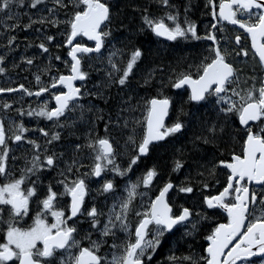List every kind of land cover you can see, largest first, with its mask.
Segmentation results:
<instances>
[{
    "label": "snow or ice",
    "instance_id": "6c2138e0",
    "mask_svg": "<svg viewBox=\"0 0 264 264\" xmlns=\"http://www.w3.org/2000/svg\"><path fill=\"white\" fill-rule=\"evenodd\" d=\"M154 2L165 11L160 16H153L149 14L147 7L143 8L140 17L143 27L138 28L139 32L147 28L154 36L168 41L192 39L211 42L208 48L210 55L205 56L198 64L189 65V69H195V78L192 71H181L168 78L172 89L180 90L187 86V101L182 103L194 106L210 104L216 114L213 122L202 121L207 134L195 137L193 152L201 150L197 142L218 147L217 140L231 126L233 117L238 120V131L243 133L239 151H231L230 159H219L207 170L208 176L212 178L216 176L218 168L222 167L226 171V183L218 194L203 196V204L208 209H221L226 214V222L217 223L204 237L207 241L204 254L177 257L173 253L168 260L170 264H264V76L260 78L258 86L256 77L253 76L249 78L252 80L251 86L238 90L239 75L228 61L231 53L227 49L221 50L220 40L216 35L217 25H222L225 21L238 26L250 38L251 48L264 71V0H219L218 5L215 0H206L205 7L210 8L211 21L206 26L204 36L197 34L196 23L189 20L188 5L184 8L182 24L179 12L168 10L176 7L170 0ZM52 3L57 6L55 9L46 8V0H0V26L5 33L19 29L21 14L13 9L22 7L36 10L35 14L38 16L34 20L32 15L23 13L28 17L23 29H29L34 24H50L53 27L66 25L64 44L70 46L67 53L71 57L70 74L52 77L50 84L40 86L35 93L23 84L18 89L0 88V93L20 90L28 96L40 97L42 93H48L52 89L54 107H49L48 101H44L38 109H30L26 113L22 109L17 111L21 116L51 121L53 127L63 128L66 124L74 127L75 121L67 120L66 114L79 111L80 119H84L85 109L80 103L82 96L104 98L101 91L82 92L74 81L83 82L88 77V73L82 70V59L92 53L101 54L107 38L112 35L109 25L113 22L114 13L112 5L102 0H52ZM42 5L53 16L52 19L39 15L44 10L40 7ZM69 6L71 14L66 12L65 20L55 18L56 11L68 9ZM134 10L141 9L136 7ZM219 31L223 32V27ZM77 37H86L88 41L94 42V47L75 42ZM234 39L239 46L241 36L236 35ZM15 40L16 36L8 35L7 46H11ZM45 40L52 42L54 37L47 35ZM37 47L43 53L49 51L44 42ZM119 53L120 50L116 49L108 54L110 71L106 72V87L115 84L121 89L129 88L131 77L135 75L134 69L143 55L139 47L134 48L127 60H121L118 64L115 58ZM241 54L247 56V50L240 48L236 55ZM55 59L60 60L61 57L57 55ZM22 60L28 65L33 64L32 58L22 57ZM4 61L5 56L0 55V64ZM47 70L45 67L41 71ZM154 71L150 70L145 76V85L152 82ZM4 72L5 68L0 66V73ZM35 80L38 85L41 84L39 74L35 75ZM57 85L62 88L57 89ZM171 105L172 98L158 90L156 96L143 100V104L138 102L135 108L123 109L135 111L139 108L142 112L141 118L132 121L133 125L142 126L141 138L137 141L136 128L133 127L125 142V148L131 145L133 152L127 167L117 163L118 153L112 138L109 135L99 136L93 129H89L85 134V143L74 145L75 152L71 162L65 161L64 168L57 172L61 177L55 181L60 186L59 191L54 190L52 182L44 186L41 176L43 169L57 168L58 160L63 156V153L58 155L55 151L49 154L48 148V145L61 139L60 133H49L42 127L36 129L45 138V145L42 147L36 140L26 139L24 134L29 129L22 122L9 121L6 130L0 120V225L3 226L0 228L3 232L0 264H151L153 254L162 246L166 234L171 235L184 228V234L190 235L189 224L192 231H195L198 221L193 220L192 209L180 205L176 212L169 199L170 190L174 188L179 193L192 194L195 186L190 181L176 186L168 179L158 188L154 197H148V192L152 190L154 180L159 175L153 166L137 176L135 181L126 180L121 194L117 195L115 177H126L133 166L138 165L141 157L150 153L154 142L165 141L166 138L181 133L186 123L180 119V115L190 116L193 121L200 119L196 113L185 112L181 105L178 110L180 115L168 124L166 117L170 115ZM3 107L8 109L10 105L5 103ZM87 111L91 112L92 107ZM62 117H65V123H61ZM96 119L103 117L98 116ZM111 123V118L105 122V133L109 132ZM128 124L125 119L123 126L127 128ZM232 139L236 140V136L233 135ZM9 140H26L31 146V159H26V166L20 169L19 176L8 166L11 151ZM83 149H88L90 153L92 163L88 166L77 158V154H82ZM182 166V161L175 160L172 171H179ZM85 167L87 170L82 172L81 169ZM108 173H112V178H108ZM198 175L204 176V173L200 172ZM32 177L36 179L33 180ZM92 178H97L95 188L90 186ZM216 183L219 184L220 181L217 180ZM200 184L203 189L209 187L207 180L200 181ZM251 185H258L259 189L252 188ZM141 187L143 191L140 190ZM93 192L104 195L106 201L111 197L112 203L98 206L92 196ZM65 197L68 198L66 203ZM88 197H91V201L86 199ZM137 197L140 198L139 202ZM145 197H148L147 200ZM89 202L91 206L85 207ZM196 216L202 220L208 219L200 212ZM83 223H87L89 227L81 228ZM118 233L122 234V239ZM94 234L96 239H93ZM109 239L112 240L110 245ZM106 245L110 251L101 254Z\"/></svg>",
    "mask_w": 264,
    "mask_h": 264
},
{
    "label": "flooded vegetation",
    "instance_id": "af4514ba",
    "mask_svg": "<svg viewBox=\"0 0 264 264\" xmlns=\"http://www.w3.org/2000/svg\"><path fill=\"white\" fill-rule=\"evenodd\" d=\"M195 1L198 4L197 9H195V10L189 9L187 15H188L189 20L195 22L197 26H198V23L195 20L196 18L199 19L201 23H203V26H200L203 28V31L199 35L204 36L206 34V26L209 25V23L211 21V16L209 14L210 8L205 7L206 0H195ZM215 2L218 5L219 0H215ZM170 3L175 5L176 7L174 9H168V10L174 11V12L178 11L179 12V20L183 24L184 8H185V6L183 5V0H170ZM144 4L145 5L141 7V11L143 8H145V7L148 8V6L151 5L152 9H150V11H148L150 15L160 16L165 11V9L161 5L155 3L154 0H145ZM152 4H154V5H152ZM153 10H154V12H153ZM217 11H218V7H217ZM140 13H142V12H140ZM140 17L138 18V21L141 20ZM221 27H223V32L219 31V29ZM144 32H147L149 34V37L151 38V40L149 42H150L152 48L155 49L156 51L158 50V46L156 45V42L172 43V46L174 47L175 41H168V40H163L161 38H158V37L154 36L151 33V31L147 28L144 29ZM216 35H217V38L220 40L221 50L223 51L224 49H227V51L231 53V55L228 56V61L233 64L234 68H235L234 63L238 64L239 70H241L240 67H245L247 69L249 67V64L253 63V62L256 65L260 66L259 60L251 48L250 38L247 37V34L244 33L243 30L237 28L236 26H233V25H230L228 23L223 22L222 25L221 24L217 25ZM236 35L241 36V42H240L239 46H237L235 43L234 37ZM224 36H228V37L230 36L231 38L226 40ZM221 37H223V39H220ZM196 41H197V44L199 46L204 47L207 50L205 49V52L201 51L199 53L200 55L198 56V59L192 60L194 65L198 64L205 56L210 55L208 48L211 44V42L207 41V40H196ZM206 41H207V43H206ZM75 42H83L86 44V46L94 47L93 43L85 41L83 37H78ZM228 42H231L232 46L229 45ZM63 47L65 48V51H64L65 57L64 58L68 63L67 64L64 63L62 60L63 58H62L60 65H56V68L58 70L54 69L53 70L54 74H51V75L46 74L45 82L43 83V85H39L38 87L35 88V90H32L29 88L28 84H26V85H24L25 88H28L30 91L35 93L39 89L40 86H47L48 84H50L53 76L58 77L60 74H64V75L70 74L71 63H70V60H69L68 55H67L68 51L70 50V46L67 47V45L64 44ZM240 48H245L247 50V56H244L243 54H241L239 56L236 55V53L240 51ZM0 51L3 52V49L0 48ZM111 51L112 50L109 49L108 43L105 42V45L101 50V54H89L87 57L82 59L81 67H82V70H84L85 72L88 73V77L83 82L78 81L77 83H75V86L80 87L82 92H84L85 90H87L89 93H94V92L100 91V90H97L98 89L97 84L93 85V83L98 78L102 77V74L100 75L97 71H101L104 69L106 72L110 71V67H108V66L105 68H102V66L100 65V62L103 59H105V57H104L105 52H111ZM32 53H33L32 51L31 52L29 51V53H27V55H31ZM98 55H99V58H97ZM129 55H130V52H128V51H126L125 53L120 52L117 55V57L115 58V60L119 64V62L121 60L126 61L127 58L129 57ZM143 57H145V56L142 55L141 59L137 62V67L135 69L140 68ZM45 67H47V63L45 64ZM260 69H261V67H260ZM163 70H164V66H163V64H161L160 67L158 68V72H157L155 80L152 81L148 85L138 84V85H140L138 87L141 88V86H143L146 88V90L154 91V95H151V96H156L158 94V90H161L164 95L172 98L170 115L166 119V122L168 124H171L174 120L171 118V116H172V111H173V106H174L175 101L177 102V101H179V98L185 97L186 93L188 95L189 90L187 89V87H184L183 89H180V90L172 89L170 87L169 82L167 81V78L163 76ZM61 71H64V73H62ZM194 71H195V69H194ZM262 76H264V71H262ZM193 77L195 78V76H193ZM0 79H1V77H0ZM163 85H168V86L164 87ZM114 86L119 90V92L115 93L114 98L110 102H107V101L100 102L99 100L96 99V96H93V95H85V96L81 97L80 103L84 105V109H85L84 119L83 120L80 119V112L79 111L66 114L67 120L75 121L74 127H70L67 124L63 128L53 127V124L51 121H47L43 118L28 117L27 115L21 116L19 114V112L17 111L18 109H22L26 113L30 109H38V107L44 101H48L49 107H54L55 101L51 99V92L53 91L52 89H50L48 93H42L40 97H37L35 95L28 96L23 91H20V90L17 93H12L8 96H1L0 97V100H1V102H0L1 120L4 123L6 130L8 129L9 121H14L16 123L22 122L29 129V131L24 134V135H26L25 137L27 139H34L38 143H40L42 141V145H41L42 147L45 145V138L36 129L42 127V128H45L47 131H49V133H51L52 131H56V132L60 133L61 139L58 141H54L51 145H48V148H49V154H51L52 151H55L58 155L60 153H63V156L59 158L57 168H54V169L45 168L42 170L41 179L43 180L44 186H46L49 182H52L54 190H57V191L60 190V186L56 185V183H55V181L57 179L61 178L57 175V172H58V170L64 168V166H65L64 162L65 161H67L69 163L71 162L73 155H74V152H75L74 145L77 143L83 145L85 143V134L89 132V129H93L94 133L99 135V136H104V134H102L104 132V124H105V122H107L109 120V118H111V120H112V119H114V117L119 116L117 119V123L113 126H109V132L106 134H109L115 138L120 137V135L122 133H124V131L126 129L123 125H124V120L127 119L129 123L131 122V128L132 129H133V127L136 128V133H137L136 138H137V141H139V139L142 136V126H135V125H133L132 121H133V119L141 118L142 112L140 111L139 108H137L136 112L133 114H132V111H123V109H125V108L132 107V104L135 103L136 100L134 99L133 92L136 91L138 87L132 88V83H131V86L129 88L121 89L119 86H117L115 84H114ZM56 88L61 89L62 86H56ZM138 93H139V95L143 94L142 95L143 99L140 100V104H143V100H146V99L151 97V96L146 95L144 93V91H139V89H138ZM129 97H131L130 101H129ZM7 102H10L11 106L8 109H5L3 107V105ZM191 106H192V108H191L192 110H195V109L205 110L208 108V110L202 115L207 120H208L209 116H212V115L216 116V114L212 110V107L210 104H208V105L202 104L199 106H194L192 104ZM89 107H92L91 112L87 111V109ZM97 110H100V111H97ZM131 115L133 118L132 120H131ZM98 116H102L103 119H96V117H98ZM5 117L8 118L6 121H5ZM184 117H186V116H184ZM93 121H95V124H93ZM61 123H65V117L61 118ZM236 126L238 129L240 128L237 118H236ZM128 132H131L130 128L125 132V134ZM181 133H178L175 136H172V140H170V142L171 141L174 142V148L173 149H175V146L180 141L185 140V137L181 136ZM202 134H207L205 131V126H204V129L200 135H202ZM9 135H10V133H9ZM242 136H243V133L240 132V138L237 139V141L235 142L236 143V148L234 149L235 151H239L240 141H241ZM127 137H128V135L124 139L125 142L127 140ZM162 142L153 144L151 149L158 146V145H162L161 144ZM112 143H113V146L118 153L117 163L121 164L123 167H127V162L130 158V155L133 153L132 149H131V145H129L130 151L128 153L125 152L122 154L121 149H118L116 144L113 141H112ZM197 143H200V142H197ZM8 144H9V147L11 148V151L9 153L8 166H9V168H11L13 170V172L16 176H19L20 175V169H22L26 166L27 157H28L27 160L31 159V155H32L31 146L27 144L26 140L24 142H12L11 140H9ZM189 148H188V150L193 148V146L190 149ZM175 152L178 153V157H175V160H180L183 162V166L186 165L189 168H191L192 159H193L192 154L191 153L186 154L185 152H177V151H175ZM126 154H127V156H126ZM147 156L141 157V158H143V163H142L143 167H145L146 165L149 164V162L144 160L145 158H147V160L149 159V157H147ZM13 157H15V159H13ZM162 157H163V154H162ZM77 158L85 166H88L92 163L88 149H83L82 154H77ZM228 159H230V156ZM148 161H150V160H148ZM153 163L154 162L151 161L152 166H153ZM139 166H140L139 164L136 166H133V170L130 173H128V175L126 177H118V176L115 177V183L117 185V195L121 194L126 180H128V179L134 180V179H136L137 176L141 175V174H139ZM154 166H156V168L158 170L159 169L161 170V167L158 166L156 163H154ZM86 170H87L86 167L81 169L82 172L86 171ZM161 172L164 173V171H161ZM182 176L188 178V174H184L181 171H175V172L172 171L171 181L176 186H180L182 182H186V181H190L192 183L191 180H182ZM108 178H112V173H108ZM164 178H167V176H164ZM164 178H163V180L161 179L160 183L157 184L154 189H152L151 191L148 192V197H154L155 194H157L158 188L161 187L162 184L165 182ZM32 179L35 180L36 177H32ZM96 179L97 178H92V183L90 185L92 188H95L97 186L96 185ZM156 179L154 180V184L156 182ZM209 179H212V177ZM217 180L220 181L219 184L216 183ZM208 181H210V180H208ZM0 182H2V181H0ZM225 183H226V171L221 167V168L217 169V174L213 178V180L210 183H208L209 187L207 189H203L200 183L195 182V184L192 183L195 186L194 192L192 194L179 193L178 191H176L175 188L173 190H170L169 199L174 205L173 210L178 212L180 205H183L185 207H189L190 209H192V211H193V217L192 218L194 221H198L197 229L195 231H192L191 225L189 224L188 225V231L191 232L190 235L184 234L185 233L184 228L178 229L177 231H175L171 235L166 234L162 246L157 249L156 253L153 254L151 264H164L163 261H166L165 263H170L168 260L169 255L174 253L177 257H179V251L181 253V251H188V250L193 251V250H195L194 254L196 256H199V255H197V253L198 254H204L203 249L207 246V241L204 239V245L199 246V237L201 235H203L204 231L208 232V234H209L211 232L212 228L215 227V225L217 223L226 222V215L219 209H208L206 207V205L203 204V202L201 203V199L203 200L204 195H216V194H218V192L222 189V187L225 185ZM250 187L259 189L258 185H251ZM141 189H142V187H141ZM92 196L95 197V203H97L98 206H104L106 203L107 204L112 203L111 197H109L106 201L104 195H97L95 192H93ZM148 197H145V200H147ZM86 199L91 201V197H88ZM67 200H68V198L65 197V203L67 202ZM139 200H140V198L137 197V202H139ZM183 200H185L186 202L181 203V201H183ZM197 202H198V204H197ZM90 206H91L90 202L85 204V207H90ZM33 207L35 208V204H33ZM197 212H200V213L206 215L208 217V219H203V220L200 219L199 217L196 216ZM4 215L6 218L7 213L5 212ZM50 220H51V218L49 217V221ZM28 222L30 223L31 221L29 220ZM2 227L3 226L0 225V228H2ZM80 227L83 229H87L89 226L87 223H83L80 225ZM1 232L2 231H0V233ZM118 236L121 239L123 238L122 234H120V233H118ZM183 236H185V238H189V239L181 238ZM96 238L97 237L94 234L93 239H96ZM0 242H3V238L0 239ZM117 242H119V241H117ZM111 243H112V240L109 239L108 244L110 245ZM107 251H110V250H109L108 246L106 245L104 247V249L102 250L101 254H103L104 252H107ZM256 259L258 260V258H256ZM17 264H18V262H17Z\"/></svg>",
    "mask_w": 264,
    "mask_h": 264
},
{
    "label": "trees",
    "instance_id": "16d2710c",
    "mask_svg": "<svg viewBox=\"0 0 264 264\" xmlns=\"http://www.w3.org/2000/svg\"><path fill=\"white\" fill-rule=\"evenodd\" d=\"M103 1V0H102ZM108 0H104L103 2H107ZM145 0H113L112 2H108L112 5V12H116V17L114 16L113 22L111 25H109V28L112 32V35L107 38L106 42L109 45V48L114 51L116 49L121 50H129L128 52L131 53V51L134 48L139 47L142 50L143 55H147V60L149 61V64H153L152 68H148L147 71L157 69V71H154V73L157 75L158 68L161 64L164 66L163 70V76L167 79L169 76H175L176 73H179L181 71H192L193 76H195L194 69H189V65L193 64V59H198L199 53L201 51L205 52L204 47H201L197 44L196 40H177L174 43V47L172 46V43H159L156 42V45L158 46V50L152 48L150 44L151 38L149 37V34L147 32H139L138 28L143 27L142 21L140 20L138 22V19L141 16L142 12L134 10V8L139 7L141 9L142 6H144ZM183 5H188L189 9H197L198 4L195 0H183ZM42 9H45V6H40ZM52 3V0H46V8H56ZM17 9V12L21 14V27L19 29L13 30L12 32L8 33L6 35L4 29L0 30V33H4L3 35H0V48L3 49V54L5 56V61L0 64V66L7 68L5 69V72L2 73L0 80V88H9V87H18L19 85L28 84L29 88L32 90H35V88L38 86L35 75L39 74L41 76V84L45 82L46 74L51 75L54 74L53 70L57 69L56 65H60L61 59L65 57L64 51L65 48L64 40H65V31H66V25L60 24L55 27L51 26L50 24H34L29 29H23V24L28 22V17L26 15H23V13L27 12L29 15H32V18L35 20L38 18V16L35 14L36 10L22 7V8H15ZM68 13V15L71 14V6H69L68 9H60L59 11L55 12V18H58L59 20H65L67 16L65 13ZM115 14V13H114ZM39 15H43L48 17L49 19H52L53 16H50L49 13L46 11H41ZM198 23L197 26V34L199 35L203 28L200 26H203V23L200 22L199 19H195ZM14 22V21H12ZM36 29H39L40 31L37 32ZM18 34H17V33ZM62 33V34H59ZM127 33L131 34L134 33L135 41L131 43L129 41L130 37L127 35ZM59 34V35H57ZM124 34L123 37L121 35ZM8 35H14L16 36V40L13 42L11 46H7V36ZM47 35H52L54 37V40L52 42H48L45 40V37ZM120 35V37H119ZM33 38V40H31ZM26 39V40H25ZM23 40V41H20ZM133 40V39H132ZM142 41H145V43H142ZM41 42H44L46 46L51 51L52 57H56L57 55L61 57L60 60H53V61H47V53H42V55H36L39 48L37 45ZM207 43V41H206ZM29 45H31L29 47ZM57 45H60V47H57ZM206 45V44H205ZM9 47L11 48V51H9ZM25 48V49H32L34 55H27L28 52H18L16 51L18 48ZM207 50V49H206ZM145 51V54H144ZM125 53V52H123ZM38 56V57H37ZM22 57L32 58L33 64L28 65L24 61L21 62L20 68L22 69V75H19L20 77H15L16 71L12 70L13 64L18 61V59L22 60ZM195 57V58H194ZM18 58V59H17ZM144 58V57H143ZM47 64V71H41L45 68V64ZM19 63H16V65H19ZM235 64V69L237 70V73L239 75V78L241 77V70L238 69V64ZM155 67V68H153ZM134 69V72L136 73V78L140 80V82L136 83L134 87H138L142 84L144 85V76H146V72L140 71L138 76V70ZM173 69L175 71H173ZM58 70V69H57ZM137 71V72H136ZM64 73V71H61ZM100 75L102 74V77L98 78L94 83L97 84L98 89L103 93L104 98H100L99 96H96V99L100 102H110L113 98L116 92H119V90L114 86V84L110 87H106L107 84V77H106V71L101 70L97 71ZM58 73V72H57ZM20 74V73H18ZM245 74L248 76H255L256 77V84L259 85V80L262 77V70L260 69L259 65H256L254 62L249 64V67L246 69ZM8 78H4V77ZM134 75L131 77L133 79ZM143 80V81H142ZM243 84V83H241ZM252 84V80L248 78L247 80V86ZM246 86V87H247ZM133 87V88H134ZM245 87V88H246ZM145 87L141 86L139 88V91H144V93L148 96L153 95V91L146 90ZM148 93V94H147ZM150 94V95H149ZM187 93L185 97L179 98V101H175L172 111V119H175L177 115L179 114V108L181 105L184 108L185 112L188 113H196L197 116L200 118L199 120L193 121L191 120L190 116L184 117V115H180V119L186 123L185 129L182 130L181 136L185 137V140L180 141L174 148V142H170L172 140V137L166 138L165 141H163L161 144L151 149L150 153L147 157H149L148 165L145 167H139V174H142L144 171L147 170L149 167H153L154 163H156L158 166L161 167V170H157L159 172L158 177L159 179L164 178V176H167V178H164L165 181L168 179H171V171L174 167V160L175 157H178L177 152H185L186 154H192V166L189 168L188 166H183L181 168V172L184 174H188L189 179H196V183H200V181L204 180L202 176L198 175V173L203 172L204 177H207L208 183L211 182V177L208 176V169L212 166L213 163H215L219 159H228L230 156V152L236 148V141L240 138V132L238 131V128L236 126V118L233 119L232 124L230 127L226 128L225 134L220 137L217 140L218 147H213V145H202L200 143H197L200 145V151L198 153H194L192 151L193 148V141L195 140L196 136H199L203 129L205 124L202 121H207L208 123L213 122L216 119L215 115L209 116L208 120L204 118L202 115L208 110H201V109H195L192 110V104L191 103H182L184 101H187ZM121 100V99H120ZM122 102V101H121ZM204 125V126H203ZM236 136V140L232 139V136ZM173 147V148H172ZM191 149H190V148ZM170 148V149H169ZM188 148L190 150H188ZM161 151V152H160ZM223 152V154H221ZM133 154V153H132ZM163 154V157H162ZM151 161H153V166L151 165ZM141 163H143V160L140 159ZM162 162V163H161ZM147 167V168H146ZM156 167V166H155ZM157 169V168H156ZM161 171H164L162 173ZM170 174V175H169ZM192 183L195 184V182L192 181ZM186 201L183 200L181 203H185ZM196 202V201H195ZM203 200L201 199V203ZM198 204V202H197ZM208 235V232L204 231L203 235L199 237V246L204 245V237ZM185 238V236L181 237ZM187 239V238H185ZM192 251V250H189ZM195 251V250H193ZM184 251H179V257L183 255H187L183 253ZM197 253V252H196ZM197 255H202L198 254ZM166 261H163L164 264H170L165 263Z\"/></svg>",
    "mask_w": 264,
    "mask_h": 264
},
{
    "label": "rangeland",
    "instance_id": "374dc122",
    "mask_svg": "<svg viewBox=\"0 0 264 264\" xmlns=\"http://www.w3.org/2000/svg\"><path fill=\"white\" fill-rule=\"evenodd\" d=\"M104 1V0H103ZM102 1V2H103ZM113 0H108L107 2H112ZM152 5H154V4H152ZM150 9H152L151 8V5H149L148 6V11H150ZM13 11L14 12H17V9H13ZM44 11H46V8L44 9ZM153 12H154V10H153ZM113 13H115L114 14V16L116 17V12H113ZM134 19H138V18H134ZM139 22V21H138ZM11 23V22H10ZM2 29H4L2 26H0V30H2ZM17 33V32H16ZM8 33H6V35H7ZM18 34V33H17ZM59 34H62V33H59ZM59 34H57V35H59ZM127 35L130 37V39H129V41L131 42V43H133L134 41H135V37H134V33H131V34H129V33H127ZM124 36V34H122L121 35V37H123ZM119 37H120V35H119ZM225 37V39L226 40H228L229 38H231L230 36L228 37V36H224ZM133 39V40H132ZM26 40V39H25ZM31 40H33V38L31 39ZM20 41H23V40H20ZM142 43H145V41H142ZM228 44L229 45H231L232 46V44H231V42H228ZM18 48V47H17ZM110 49V48H109ZM19 50H21L20 52H28V51H32V49H25V48H18L16 51L18 52ZM122 52H126V51H129V50H121ZM32 52H34V51H32ZM42 51L39 49L38 51H37V54L36 55H42ZM3 54V52H1L0 51V55H2ZM27 54V53H26ZM108 54H109V52H105V55H104V57H105V59H103L101 62H100V65L102 66V68H105V67H109V65H108V62H107V57H108ZM144 54H145V51H144ZM31 55H34L33 53L31 54ZM38 57V56H37ZM49 57H51V59H49ZM55 58V56L54 57H52V55H51V51L49 50L48 51V53H47V61H53V60H55L54 59ZM236 58V57H235ZM18 59V58H17ZM63 60V62L65 63V58H63L62 59ZM23 60H21V59H18V61L17 62H15L14 64H13V67H12V70H14V71H16V74H15V77H20L19 75H22V74H24V73H22V69L20 68V65H21V62H22ZM20 62V64L19 65H16V63H19ZM149 61L147 60V55L145 54V57L142 59V63H141V66H140V68L137 70L138 71V76H139V72L140 71H144V72H146V74H148L149 73V71H147L148 70V68H152V65L153 64H149L148 63ZM48 64V63H47ZM153 68H155V67H153ZM6 70H8V67L7 68H5ZM240 69H241V77L239 78L240 79V84H239V88H238V90H240V89H244L246 86H247V83H245V81H247L248 80V78H250V77H253V76H248L247 74H245V72H246V68L245 67H240ZM155 71H157V69H154ZM9 71V70H8ZM136 71V72H137ZM18 73H20V74H18ZM1 75H2V73H0V77H1ZM54 77V76H53ZM137 76H136V73H135V75H134V77H133V79H131V83H132V88L134 87V85L136 84V83H138V82H140V80L139 79H137L136 78ZM4 78H8V77H4ZM144 78H145V76H144ZM155 78H156V74L154 73V75H153V79H152V81H154L155 80ZM0 80H2V79H0ZM144 80V79H143ZM142 80V81H143ZM167 81H168V79H167ZM169 82V81H168ZM241 83H243V84H241ZM249 86H251V85H248L247 87H249ZM258 86V85H257ZM246 87V88H247ZM140 87H138L137 88V90L136 91H134L133 92V94H134V99L136 100L135 101V103L134 104H132V107L133 108H135L136 107V105H137V103L139 102L140 103V100L142 99V95L143 94H140L139 95V93H138V89H139ZM0 102H1V100H0ZM136 112V110L135 111H132V114L133 113H135ZM118 117L119 116H116V117H114V119H112L111 121H112V123L109 125V126H113V125H115L116 123H117V119H118ZM235 117H233L232 118V121H233V119H234ZM133 118H132V115H131V120H132ZM130 128V130L132 131V128H131V122L128 124V127L125 129V131H124V133H122L121 135H120V137H118V138H115V137H113V136H111V135H109V134H106L105 133V131L102 133V134H106V135H109L111 138H112V141L116 144V146H117V148L118 149H121V153L123 154V153H125V152H129L130 151V149H129V146H128V148L126 149L125 148V137L127 136V135H129L131 132H128V133H126L125 134V132L128 130ZM27 139V138H26ZM39 144H41L42 145V141L39 143ZM126 156H127V154H126ZM27 159H28V157H27ZM141 160H143V158H141ZM138 164L140 165L139 167H143V165H142V163L141 162H138ZM156 168V167H155ZM158 170V169H157ZM159 173V172H158ZM171 174H172V171H171ZM160 178V176L158 177V179H156V182H155V184H154V186H153V188L152 189H154L155 188V186L157 185V184H159L160 183V181H161V179H159ZM202 178H204V180H207V177H204V176H202ZM136 179H134V180H132V181H135ZM182 180H191V181H194V182H197V180L196 179H194V178H192V179H189V178H186V177H183L182 176ZM213 180V178L211 179V181ZM208 181V180H207ZM141 191H143V188L141 189ZM0 239H2L3 238V232H1L0 233ZM187 239H189V238H187ZM183 253H185V254H187V255H189V254H194L195 253V251H184Z\"/></svg>",
    "mask_w": 264,
    "mask_h": 264
},
{
    "label": "water",
    "instance_id": "95a60500",
    "mask_svg": "<svg viewBox=\"0 0 264 264\" xmlns=\"http://www.w3.org/2000/svg\"><path fill=\"white\" fill-rule=\"evenodd\" d=\"M225 23H227L226 21H225ZM236 27H238V26H236ZM242 30V29H241ZM84 38V40L85 41H87V42H90V43H94V42H92V41H88L87 40V38L86 37H83ZM77 39V38H76ZM161 39H163V40H166V39H164V38H162L161 37ZM250 43H251V40H250ZM68 46V45H67ZM253 50V49H252ZM253 52H254V54H255V51L253 50ZM92 54H96V53H92ZM256 55V54H255ZM256 57L258 58V56L256 55ZM69 59L71 60V57H69ZM258 60H259V58H258ZM78 81H74V84L75 83H77ZM185 87H187V86H185ZM1 94V93H0ZM166 119H167V117H166ZM160 142H162V141H160ZM156 143H159V142H154V144H156ZM219 210H221V209H219ZM222 211V210H221ZM223 212V211H222ZM225 214V213H224ZM226 215V214H225Z\"/></svg>",
    "mask_w": 264,
    "mask_h": 264
},
{
    "label": "bare ground",
    "instance_id": "6f19581e",
    "mask_svg": "<svg viewBox=\"0 0 264 264\" xmlns=\"http://www.w3.org/2000/svg\"><path fill=\"white\" fill-rule=\"evenodd\" d=\"M207 13V12H206ZM199 16V15H198ZM208 16V15H207ZM153 85V84H152ZM169 88V87H168ZM145 89V88H144ZM148 91V90H147ZM149 92V91H148ZM150 93V92H149ZM153 93H154V91H153ZM148 94V93H147ZM150 95V94H149ZM154 95V94H153ZM173 148V147H172ZM170 149V148H169ZM161 152V151H160ZM162 163V162H161ZM170 175V174H169Z\"/></svg>",
    "mask_w": 264,
    "mask_h": 264
}]
</instances>
